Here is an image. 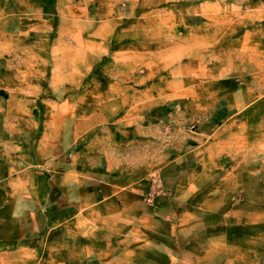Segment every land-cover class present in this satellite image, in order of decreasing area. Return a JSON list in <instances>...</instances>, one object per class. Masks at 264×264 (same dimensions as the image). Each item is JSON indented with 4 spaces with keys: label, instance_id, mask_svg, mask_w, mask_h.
Listing matches in <instances>:
<instances>
[{
    "label": "rangeland",
    "instance_id": "obj_1",
    "mask_svg": "<svg viewBox=\"0 0 264 264\" xmlns=\"http://www.w3.org/2000/svg\"><path fill=\"white\" fill-rule=\"evenodd\" d=\"M96 1L0 0L2 170L25 168L3 179L19 196L46 198L34 209L35 235L48 231L46 218L79 211L93 245L130 249V264H264V96L236 97L238 111L227 114L218 82L208 85L219 58L173 55L175 10L198 0H114L115 45L100 61L80 45ZM130 20L144 31L124 37ZM248 57L243 77L254 67ZM98 185L127 210H76ZM23 206L0 217L25 218L32 209Z\"/></svg>",
    "mask_w": 264,
    "mask_h": 264
},
{
    "label": "crops",
    "instance_id": "obj_2",
    "mask_svg": "<svg viewBox=\"0 0 264 264\" xmlns=\"http://www.w3.org/2000/svg\"><path fill=\"white\" fill-rule=\"evenodd\" d=\"M143 1L148 3L146 0ZM244 1L247 3H242ZM96 2L94 4L96 11L91 9L92 25L88 30H85L89 38L80 45L83 47L90 44L92 52L96 50V56L100 61L112 56L110 50L114 49L115 45L114 32L116 28L114 23L116 21L114 17L116 15L114 14V0L107 3L106 12L102 10L101 0ZM175 13L174 16L178 19L177 26H181V29L178 27L177 32L180 35H177L175 42L172 43V48L175 49L173 55L182 57L186 53L194 56L195 50L202 49L209 50L210 55L212 52L214 57L219 58L218 76L211 75V71L217 72L216 69L208 70V85L213 87L212 84L218 82L217 92L220 97L226 98L227 114L238 111L239 101L235 99L236 97L264 96V92H260V88L264 86V83L261 82H264V60L258 58L259 55L264 58L262 51L264 49V0H198L186 9H176ZM126 16L131 17V11H128ZM137 28L139 32L144 31L140 24L135 25L130 20L121 30L124 37L127 35L131 37V33H135ZM249 50H252L251 58L250 55L248 57V54H244ZM244 55L248 57L249 63L254 65L249 77H243V69L239 67L243 64ZM187 57L189 56L187 55ZM224 58L226 61L223 60ZM205 81L207 82V80ZM213 88H216V85ZM106 111L110 114L109 110L106 109ZM229 117L227 115L224 122ZM18 149L14 150L13 158L19 155L16 152L19 151ZM3 151L0 144V209L19 208L26 204L28 208L32 209V212L27 213L25 218L0 217V264H130L132 253L130 249L115 252L109 249H99L98 246H94L95 243L93 245L90 234L86 235L80 231L79 220L83 213L79 211L75 213L73 219L69 220L65 217L53 224H47L46 218L44 224L48 231L42 236L35 235L34 209L40 207L41 203H45L46 198L42 200L40 195L35 197L19 196L18 190H14L10 183H8L9 186L4 185L5 179L3 178L19 177L25 172L23 170L25 168L15 172L12 170L3 171ZM50 188L46 187L47 195L45 197L47 199L51 191ZM76 188L79 189V187ZM110 189V186L98 185L86 190L84 196L76 198L74 202L76 210L80 209L82 212L84 205L90 206L88 209L92 214L100 210L104 217L109 214L110 206L125 212L127 206L112 196ZM27 191L29 192V190ZM127 191L132 195L135 193L137 202H140L141 194L139 193L141 191L139 189L131 188ZM108 192L111 194L107 195ZM122 193L130 195L124 191ZM86 196H92V201L84 202ZM115 202L116 204H114ZM129 208L131 209V207ZM126 216L129 217L130 222L131 216L133 217L131 210ZM134 217L136 216L134 215ZM103 239L97 238L96 242L97 240L103 241ZM109 240L112 241L111 238ZM109 240L105 241L108 243ZM40 243H42L41 246ZM169 257H173V254L169 253ZM120 259H122L121 263L118 262Z\"/></svg>",
    "mask_w": 264,
    "mask_h": 264
}]
</instances>
